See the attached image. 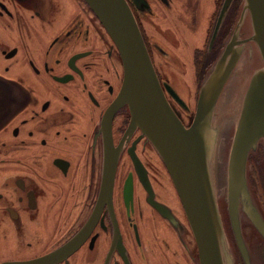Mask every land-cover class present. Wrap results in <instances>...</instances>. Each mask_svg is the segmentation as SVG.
I'll return each mask as SVG.
<instances>
[{"label": "flooded vegetation", "instance_id": "flooded-vegetation-1", "mask_svg": "<svg viewBox=\"0 0 264 264\" xmlns=\"http://www.w3.org/2000/svg\"><path fill=\"white\" fill-rule=\"evenodd\" d=\"M127 1L167 98L188 127L196 109L178 69L180 61L172 63L164 52L172 33L160 23L171 1ZM79 2L78 10L69 12L63 0H0V264H202L180 197L176 205L166 198L168 188L174 189L166 164L142 130L130 128L128 105L115 112L111 128L104 125L123 85L124 64L96 14L85 0ZM244 3L232 0L215 39L211 34L203 60L196 63V94L206 70L214 66L207 59L224 49ZM250 21L247 12L241 39L252 35ZM243 45L223 94L239 67L256 59L255 52L261 55L255 42ZM218 103L216 130L226 122L228 105ZM220 138L217 130L216 150ZM110 139L117 155L113 196L100 201ZM263 151L261 138L248 154L246 178L264 219L251 189V181H264ZM255 154L262 155L260 171L250 176ZM225 174L227 178L228 168ZM229 219L231 223L230 213ZM240 219L248 261L232 223L231 238L223 221L232 263L264 264V236L242 200ZM82 230L85 235L73 252L58 261H38Z\"/></svg>", "mask_w": 264, "mask_h": 264}, {"label": "water", "instance_id": "water-1", "mask_svg": "<svg viewBox=\"0 0 264 264\" xmlns=\"http://www.w3.org/2000/svg\"><path fill=\"white\" fill-rule=\"evenodd\" d=\"M85 1L118 47L124 64L123 85L110 106L104 125H109L111 128L115 112L122 106L128 105L131 113L130 128L139 127L166 164L198 242L202 264H233L217 199L215 173L213 174V170L215 172L216 169L217 135L213 118L224 87L242 58L243 43L250 41L256 43L263 66L255 70L243 96L227 176L231 223L240 250L248 261L247 247L241 229V200L246 203V210L253 223L264 236V219L254 205L246 178L248 154L261 138L264 139V0H245L243 12L232 36L200 86L194 119L188 127L167 98L141 28L128 1ZM231 1H224L213 39L218 34ZM247 12L250 14L253 32L250 37L241 39V29ZM165 85L172 95L180 100L171 86ZM111 142L110 139L100 201H106L113 196L117 155ZM84 235L83 230L79 231L70 241L38 261L61 260L77 248Z\"/></svg>", "mask_w": 264, "mask_h": 264}, {"label": "rangeland", "instance_id": "rangeland-1", "mask_svg": "<svg viewBox=\"0 0 264 264\" xmlns=\"http://www.w3.org/2000/svg\"><path fill=\"white\" fill-rule=\"evenodd\" d=\"M64 8L69 12L74 9L78 10L80 7V0H63ZM170 5H166V12L162 14L160 23L164 25L168 30L171 31L172 35L169 37L171 45L164 48V52L169 54L170 61L172 63H177V60L180 61L178 69L183 73L185 82L187 83L190 91L191 104L196 109L198 94L197 83L195 81L196 76V61L198 51L200 52L201 57L199 56L198 60H203L204 54L206 52V47L209 43V38L213 39V32L215 29L214 15L215 18L218 15V12L221 7L222 0H170ZM159 10H164L160 8ZM238 19V18H237ZM251 20V19H250ZM248 24V23H247ZM248 32H253L252 22L248 24ZM214 28V29H213ZM209 40V41H208ZM222 50L218 51L219 52ZM259 53V51H258ZM216 54V57L218 56ZM260 55V53H259ZM256 59L247 62L245 67L242 65L238 69V73L233 75L231 80L228 83V87L223 97L220 98L218 107L222 106L223 103L227 101V107H225L224 117L226 122L223 123L222 128H218V132L221 134L220 138V150H216L215 157V186L217 192V199L220 206V212L222 215V220H225V225L228 231V236L232 238L231 233V223L229 219L228 212V200L227 199V178L225 172H227L228 162L230 157V152L235 136V131L237 127V120L239 118V111L242 107L243 96L248 87V83L255 72L254 69H251V65L255 60V69L261 68L263 65V60L261 55L258 56L255 52ZM176 57V58H175ZM215 56L209 57L207 59V64H215V61L218 59ZM177 59V60H176ZM210 65V64H208ZM246 71H245V70ZM254 70V71H253ZM253 71V72H252ZM209 70H206V75L203 77L200 86L202 85L204 79L209 74ZM244 73L248 74L244 76ZM221 130V131H220ZM223 131V136H222ZM218 145V144H217ZM264 157V151L262 153ZM261 154H255L254 160L249 162L248 172L250 176L254 175L256 170L260 171V162L262 160ZM264 166V162H263ZM214 167V166H213ZM223 175V176H222ZM220 177V178H219ZM264 179V178H263ZM222 180V182H221ZM173 187V185H172ZM251 189L254 193V196L257 202L263 207L264 210V181L263 184L260 182L251 181ZM223 190V192H221ZM172 205H176L178 202L179 195L174 186L173 188H168L166 198ZM259 263V261L257 260Z\"/></svg>", "mask_w": 264, "mask_h": 264}, {"label": "trees", "instance_id": "trees-1", "mask_svg": "<svg viewBox=\"0 0 264 264\" xmlns=\"http://www.w3.org/2000/svg\"><path fill=\"white\" fill-rule=\"evenodd\" d=\"M199 56L201 57V55H200V52L198 51V55H197V61H196V63H197L198 65H200V63H201V61H200V60H198Z\"/></svg>", "mask_w": 264, "mask_h": 264}, {"label": "bare ground", "instance_id": "bare-ground-1", "mask_svg": "<svg viewBox=\"0 0 264 264\" xmlns=\"http://www.w3.org/2000/svg\"><path fill=\"white\" fill-rule=\"evenodd\" d=\"M219 178H220V177H219ZM221 182H222V180H221ZM221 192H223V190H222Z\"/></svg>", "mask_w": 264, "mask_h": 264}]
</instances>
